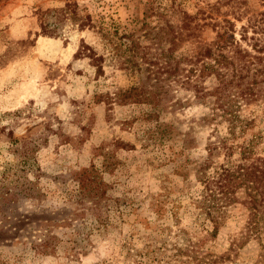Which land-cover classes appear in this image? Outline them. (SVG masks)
Wrapping results in <instances>:
<instances>
[{"label": "rangeland", "instance_id": "rangeland-1", "mask_svg": "<svg viewBox=\"0 0 264 264\" xmlns=\"http://www.w3.org/2000/svg\"><path fill=\"white\" fill-rule=\"evenodd\" d=\"M72 1L82 17L90 16L92 26L78 30L65 22L60 36L42 34L39 11ZM177 1L188 14L204 11L219 22L241 12L238 39L246 18L264 10L260 0ZM179 17L168 0H0V174L14 161L11 137H25L35 144L34 166L41 174H19L36 182L47 204L61 200L52 178L68 182L90 164L100 169L109 194L122 202L107 228L95 230L76 257L66 253L64 243L53 254H41L16 239L0 244V264H194L188 253L177 250L185 237L198 241L200 254H231L217 264H253L260 242L250 238L241 244L247 215L242 206L233 208L210 237L196 223L190 202L184 177L193 179L194 162L206 152L215 126L208 121L210 107L175 85L183 102L189 98L184 106L104 100L139 80L169 82L171 51L191 54L223 31L210 26L198 28L195 36L184 31L173 45L171 27ZM84 43L104 57L102 74H96L89 57L76 53ZM238 113L257 116L256 129H264V102ZM218 121L224 131L226 122ZM162 128L170 133L159 142ZM157 199L161 214L154 211Z\"/></svg>", "mask_w": 264, "mask_h": 264}, {"label": "trees", "instance_id": "trees-1", "mask_svg": "<svg viewBox=\"0 0 264 264\" xmlns=\"http://www.w3.org/2000/svg\"><path fill=\"white\" fill-rule=\"evenodd\" d=\"M168 1L173 13L180 16V23L171 27L173 45L184 31L190 36L204 26L212 30L221 27L223 31L212 40L197 44L191 54L177 55L171 51L166 70L169 82L139 80L126 89L107 93L104 100L109 104L144 103L152 108L169 102L172 107H181L189 98L183 102L176 95L177 86L210 107L208 121H214L215 126L207 137L206 152L194 162L193 179L184 177L190 202L196 209V223L214 237L230 211L242 206L247 215L241 244L250 238L258 239L260 250L253 264H264V149L260 147L264 143V129H256L257 116L238 113L246 105L264 102V10L246 18L238 39L236 21H242L241 12H233V19L224 16L219 22L209 13L188 14L177 0ZM260 1L264 6V0ZM213 9L219 12L220 6L216 4ZM39 19L44 35L60 36L65 22L78 30L92 26L89 15L82 17L77 12L75 1L40 10ZM76 53L90 58L97 75L103 73L104 57L92 46L84 43ZM219 118L226 122L224 131L218 128ZM169 133L162 128L157 140L161 142ZM34 147V142L25 137H11L14 161L0 174V244L20 239L38 253L53 254L64 243L66 253L76 257L91 243L95 230L107 228L112 212L119 210L122 202L109 194V184L100 169L90 164L69 179L73 187L67 185L66 179L52 178L61 200L47 204L36 182L19 174L21 170L29 171L39 178L41 170L34 166ZM191 188L194 189L190 191ZM163 210L162 200L157 199L154 211L161 214ZM183 240L177 250L188 253L194 264H217L231 259L229 252L200 254L197 240L191 237Z\"/></svg>", "mask_w": 264, "mask_h": 264}]
</instances>
